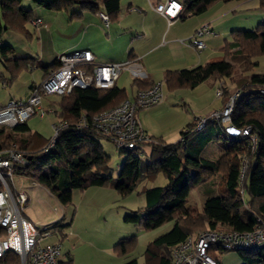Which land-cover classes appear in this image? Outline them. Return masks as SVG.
<instances>
[{
    "label": "trees",
    "instance_id": "trees-1",
    "mask_svg": "<svg viewBox=\"0 0 264 264\" xmlns=\"http://www.w3.org/2000/svg\"><path fill=\"white\" fill-rule=\"evenodd\" d=\"M35 6L47 9L67 10L73 4L92 11L104 12L109 21L115 18L119 0H30ZM181 19L188 15H199L217 0H180ZM224 2L230 0H222ZM22 0H0V39L7 30L22 32L30 37L25 23L33 17L31 9L21 7ZM264 7V0H259ZM101 5V8H100ZM231 38L225 40L221 49L224 58L208 61L192 68L166 70L164 82L168 90L194 88L208 78L228 80L236 69L235 62L242 65V71H249L254 64L252 57L264 53V20L248 30L233 29ZM231 51L230 56L229 52ZM10 46H0V62L8 73L6 83L15 78L16 73L35 63L28 57L10 59ZM227 58L230 60H227ZM256 63V62H255ZM58 61L49 70L56 68ZM47 71V72H48ZM47 72L45 76L47 75ZM44 76V77H45ZM43 77V78H44ZM152 82L133 79L137 89H145ZM237 95L234 97L230 122L236 128L249 126L255 143L249 137L226 136L221 122L209 119L204 127L196 130L197 120L189 123L179 132L175 142H164L150 137L135 149L123 150L127 154L119 167L116 177L110 175L109 157L103 151L100 139L110 141L92 125V116L105 111L124 99L125 90L115 85L108 89L95 87H73L68 94L55 95L54 101L46 96L48 108L54 110L56 121L66 126L59 130L54 146L48 151L43 147L49 138L36 145L37 134L26 138L18 133L28 130L26 121L13 127H0V151L11 147L23 152L28 163L16 165L13 174H26L44 185L61 205L71 202L73 189L85 190L88 187L110 186L120 194H127L145 179L162 172L167 180L163 186H152L143 190L144 206L123 217L125 222L151 230L166 222L171 228L156 236L146 247L145 264H172L171 251L193 233L207 230L249 231L256 225L264 228V73L241 76L235 80ZM34 86V85H33ZM33 88V87H32ZM31 88V89H32ZM232 94V93H231ZM225 90L223 103L231 95ZM84 117L86 126H78ZM212 141H222L223 151L214 160L201 155L204 147ZM111 142V141H110ZM144 144L150 145L151 155L157 152V159L145 162L138 155ZM156 155V154H155ZM222 171V190L216 193L210 185L203 189L206 198L201 212L187 198L193 185L202 174L216 175ZM60 218L53 224L58 241L67 233L63 226L70 225ZM132 247L130 239H120L115 248L119 253H127ZM232 250H220L217 254ZM241 259V264H264V241L246 249L232 251ZM0 264H18L17 255L9 252L0 259ZM60 264H70L67 253ZM123 264H138L132 258Z\"/></svg>",
    "mask_w": 264,
    "mask_h": 264
},
{
    "label": "built area",
    "instance_id": "built-area-1",
    "mask_svg": "<svg viewBox=\"0 0 264 264\" xmlns=\"http://www.w3.org/2000/svg\"><path fill=\"white\" fill-rule=\"evenodd\" d=\"M153 9L171 22L182 9L180 0H164L152 6ZM130 10H137L131 7ZM99 18L106 27L109 24L107 15L99 11ZM29 22L37 30L42 19L32 17ZM212 33L208 23L200 25L190 36L189 44L196 50L205 47L201 37ZM56 68L33 86L26 99H9L0 106V127H13L25 122L32 116L44 117L54 113L52 108H45L42 104L44 97L49 95L68 94L73 87H95L108 89L115 85L121 72L129 73L132 79H145L146 73L141 64L135 59L114 61L108 63L95 62L89 50H74L61 53L57 57ZM27 67H30L26 64ZM223 79L216 80L214 93L222 98L226 84ZM264 93V90H262ZM236 93L229 96L221 109L211 111L206 117H200L196 130L204 127L206 122L216 120L222 123L226 136L249 137L252 144L255 138L251 128H236L230 122V113ZM164 99L163 82L156 80L145 89H137L134 96L126 98L117 105L92 116V125L97 131L107 137L116 147L123 150L137 148L140 143L149 141V136L138 123L135 113L144 108L159 104ZM86 119L82 117L78 126H86ZM66 124L55 121L52 123L53 134L43 151L51 149L57 139L60 129ZM28 163L26 155L11 147L0 151V259L11 252L18 257V264H60L63 252L60 241H49L55 232L51 223L37 224L22 215L25 205L26 192L20 188H13L8 180L13 176L16 165L25 166ZM60 219V218H59ZM58 219V220H59ZM264 241V228L256 225L249 231L236 230H207L197 235L189 236L171 251L172 264H218L213 254L220 250H241L257 245Z\"/></svg>",
    "mask_w": 264,
    "mask_h": 264
},
{
    "label": "rangeland",
    "instance_id": "rangeland-1",
    "mask_svg": "<svg viewBox=\"0 0 264 264\" xmlns=\"http://www.w3.org/2000/svg\"><path fill=\"white\" fill-rule=\"evenodd\" d=\"M218 1V3L222 2L223 5L234 3V0L227 2L222 0ZM211 5H213L214 10L216 7V1ZM32 6L33 3L30 0H22L21 2V7L24 9H29ZM208 9L204 11V13L208 12ZM217 9L218 7L216 10ZM40 10V14H37L43 20H46L49 16H55V12L52 11L53 9L47 10L44 7H40ZM251 18L250 14L238 11L233 17H229L228 26L233 24L237 27L232 28L248 30L264 20V18L261 19L262 17L259 16L252 22ZM29 23H25V28H27L30 37H26L22 32L7 30L3 33L0 39L2 43L1 46L8 45L13 49V57L15 58L26 57V54L29 57H37L40 47L38 41L45 43L51 39V43L53 42L51 37L38 39L35 27L32 29ZM230 31L231 30L229 29L227 32V34H229V39L232 36ZM57 44L58 43L56 42V45ZM217 55L219 58H224L226 54H224L223 49H220ZM251 60L254 64L249 71L245 72L242 71L243 68L240 62H235L236 69L234 70L232 77L227 81H224V84H226L224 92L228 89L230 94L236 93L237 85L235 80L241 76L247 77L251 74L264 73V53L255 55ZM203 63L205 62L203 61ZM28 68L29 67L26 69L29 70ZM0 74H3L4 78L8 75L1 62ZM24 74H26L25 70H21L18 73V77L12 87H23V79L26 77ZM124 75L125 74H122L121 77H124ZM126 80L125 84L128 91L131 78L127 76ZM204 85L206 86L202 87L206 94V100H203L205 105L208 101L215 103L221 100L215 96V85L213 89L210 88L208 84ZM188 89L189 88H181L179 92H172L169 94L168 92L170 91L164 87L165 98L162 102L166 104L167 109L160 111L158 109L160 103L143 109V111H145L143 115L148 117L147 123L154 127L155 132H163L164 138L167 141H175L177 137H179L178 133L182 128L179 127V124L184 122L183 117L187 111L192 109V104L201 105V99L196 96L198 92L192 91V94L190 95L189 93L191 92L188 91ZM3 91L4 88L2 87V82L0 80V94ZM182 94L189 98V102H187V105L191 107H188L189 110H185L187 109L186 103L184 105L179 99ZM50 98L54 99L57 98V96H51ZM154 114H156L158 118H156ZM30 118L28 124L31 128L42 132L45 137L53 134L52 123L56 121L54 113H48L44 117L32 116ZM222 143L224 142L220 141L219 144L207 147L205 155L209 158L219 156L223 151ZM100 144L103 151L109 157V173L112 177H116L119 172V167L125 160L127 154L116 147L112 142L105 139H100ZM142 148L143 151L138 154L143 161L142 165H144L145 162H151L157 159L159 153L155 152L152 157L149 144H144ZM222 176V171H219L213 176L202 174L200 182L192 186L190 195L187 198V204H191L193 208L198 212H201L204 199L207 196L203 191L204 187L210 185L216 193H220L222 190ZM166 182L167 180L164 174L162 172H157L152 178L143 180L138 184L136 189L125 195L118 193L110 186H92L85 190L73 189L71 191V202L67 205H61L46 186L34 181L33 178L26 174L14 173L12 178L8 180V183L12 187L20 185L25 186L28 199H26V203L21 211L26 218L37 224L51 223L57 221L59 218H63L66 221L70 218L72 219L70 225L61 228V230L66 232L67 235L60 239L62 252L63 254L67 253L70 264H123L132 258H137L139 261L138 264H145V250L147 245L156 236L168 231L171 228L172 222H166L151 230H144L139 225L125 222L123 217L127 214H132L135 210L144 206V189L152 186H163ZM53 230L57 233L56 228H53ZM194 235H197V233H193L190 236ZM52 239L55 238L53 237ZM120 239L131 240L132 247L127 253H119L116 250L115 245ZM216 258L219 260L220 264L242 263L240 257L232 251L217 254Z\"/></svg>",
    "mask_w": 264,
    "mask_h": 264
},
{
    "label": "crops",
    "instance_id": "crops-1",
    "mask_svg": "<svg viewBox=\"0 0 264 264\" xmlns=\"http://www.w3.org/2000/svg\"><path fill=\"white\" fill-rule=\"evenodd\" d=\"M162 1L164 0H119L116 16L109 21V24L106 27L103 25L97 14L99 11H92L91 9L82 7L77 3L73 4L67 10L53 9L52 11L55 12V16H49L46 20H43L37 14H40V7L42 6H35L33 4V6L29 8L32 11L33 17H39L42 19V23L35 31L38 35V39L51 37L53 42L51 43V39L45 43L38 41L40 47L37 57H29L26 54V57L32 60L35 65L30 64V67L28 68L29 70L26 68L21 69L26 72V74H24L26 77L23 79L22 88H18L17 86L12 87L21 70L16 73L13 80L8 81V84L5 80L8 75L4 78L3 74H0V80L2 82V87L4 88V91L0 94V106L5 105L9 99H26L33 85L39 83L48 69L56 64V59L59 54L82 49L89 50L93 54L95 62L97 63L119 62L127 59H135L141 64L146 73L145 81H162L164 93V87H166L164 73L166 70L192 68L202 64L203 61L206 63L219 58L217 55L218 51L223 46L225 40L229 39V34H227L228 30L237 29L232 28L237 27L233 24L228 26L229 17H233V15L240 11L241 13L245 12L250 14L252 22L259 16L262 17L261 19L264 18V7L260 6L259 0H234V3H230L229 5H223L222 2H220L222 3L220 4L217 0L214 10L213 5H211L208 9L209 11L206 13L203 12L199 15H188L184 19L177 16L169 22L166 17L156 12L152 7L156 3ZM131 7H135L137 10L132 11L130 10ZM217 7L218 9L216 10ZM27 23H29V20L26 24ZM203 23H208L213 34H204L201 39L204 41L205 47L196 50L189 44V39L196 29ZM29 25L34 29L32 24L29 23ZM56 42L58 43L57 45ZM1 45L2 43L0 41V46ZM233 49L234 48L230 50L228 56H230ZM13 55V49L11 48L7 57L15 59ZM227 60L229 59L227 58ZM122 74L131 78L129 73L123 71L118 76L115 86L125 90L126 98L131 99L134 96L137 87L133 84V79L131 78L127 91L125 84L127 76L124 75V77H121ZM215 81V78L210 77L194 88L188 89V91L191 92L189 93L190 95L192 94V91L198 92L196 96L201 99V105L192 104V109L187 111L183 117L184 122L179 124V127H182L180 130L186 127L189 123L195 122L198 118L208 115L211 111L221 109L223 106L222 99L215 103L208 101L206 105L203 101L206 100V94L202 86L208 84V86L213 89ZM180 89L181 88L168 90L170 91L168 93L179 92ZM51 96L55 95H49L47 97L50 98ZM179 99L184 105L185 103L187 105V102H189L188 96H183V94ZM54 100L55 98H50V101ZM42 104L47 108L48 101L43 99ZM158 106L160 111L167 109L164 102H160V105ZM186 107L187 109L185 110H189V106L187 105ZM144 112L143 109L138 110L135 113V117L143 131L149 137L161 139L164 142H175L179 139V137H177L175 141H167L164 138L163 132H155L154 127L147 123L148 117L143 115ZM154 115L158 118L156 114ZM55 118L57 120L56 115ZM30 119L31 118L26 120L28 130L18 133V136L26 138L33 133L37 134L40 139L35 140V143L36 145H39L43 142L42 138L45 141L51 136V134L45 137L42 132L31 128L28 124ZM219 142H209L202 150L201 155L205 158L214 160L216 157L209 158L205 155V150L209 146L219 144ZM13 188H20L26 192L25 186L22 185L17 187L13 186ZM22 215L26 218L23 213ZM70 220L71 224L72 219L70 218ZM53 237L55 239H52ZM48 240H58L56 233H53ZM137 263H139L138 259Z\"/></svg>",
    "mask_w": 264,
    "mask_h": 264
}]
</instances>
